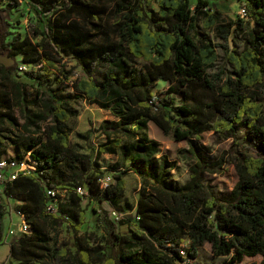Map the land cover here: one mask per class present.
Instances as JSON below:
<instances>
[{
  "label": "trees",
  "instance_id": "trees-1",
  "mask_svg": "<svg viewBox=\"0 0 264 264\" xmlns=\"http://www.w3.org/2000/svg\"><path fill=\"white\" fill-rule=\"evenodd\" d=\"M20 1L34 15L24 36L11 32L7 16ZM194 1L0 0V55L15 60L0 65V159L28 156L34 166L0 184V244L9 199L31 228L10 237L11 264H186L204 244L213 256L228 257L222 264L256 255L264 264V0L243 2L246 19H224L210 0ZM70 12L78 16L65 20ZM201 28L224 42L219 67L217 45ZM19 63L30 67L25 79ZM158 81L169 98L154 96ZM79 100L112 116L84 132L88 152L72 142L67 124L77 116L71 102ZM149 122L186 142L177 149L187 164L184 183L168 181L177 161L149 137ZM209 129L233 140L213 158L199 142ZM93 131L105 140L94 145ZM103 153H117L121 162L106 187L99 182ZM227 160L237 181L219 195L207 175L221 173ZM130 171L140 179L136 203L116 208ZM49 189L65 191L50 196ZM84 198L127 212L115 221L98 207L103 238L94 244L81 231ZM53 201L55 214L46 211ZM63 222L74 251L52 233ZM124 223L128 234L116 230Z\"/></svg>",
  "mask_w": 264,
  "mask_h": 264
},
{
  "label": "rangeland",
  "instance_id": "rangeland-1",
  "mask_svg": "<svg viewBox=\"0 0 264 264\" xmlns=\"http://www.w3.org/2000/svg\"><path fill=\"white\" fill-rule=\"evenodd\" d=\"M245 0H210L211 6L215 7L217 10H219L221 16L225 18H237L238 16L244 17L243 19H246L245 16L240 15L239 9L243 6V2ZM195 1L192 0V4H194ZM8 21L10 24V30L13 33H20L22 36L30 34V24L34 22V15L31 11L30 5L26 1H20V4L16 7H14L12 10H10L7 13ZM78 15L74 12H70L68 16H65V20H68L70 18H75ZM112 20V17L106 18V24L107 26L110 24ZM201 25V22H200ZM202 31H205L206 34L210 37V39L217 45L216 52L218 54V60L216 61V65L219 67L223 62V52L221 45L224 44L223 40L218 38L217 35L211 30V29H204L201 28ZM109 32L111 33V30L109 28ZM240 45V40L235 38ZM98 40H101V37L98 38ZM232 45V42L228 41V47L230 48ZM4 56V55H2ZM13 59V58H12ZM17 62H19V58L16 59ZM68 61V68L75 66V61L73 59H67ZM15 60L13 59L14 64ZM20 64V63H19ZM27 66V65H26ZM30 67L27 66L28 70ZM25 71V70H24ZM79 68H75V72H78ZM21 79H25L23 72L17 73ZM43 79H50L53 80L54 75H43ZM53 83V81H52ZM54 86H61V84H58L54 81ZM167 87L165 86V83L163 81H158L155 88H154V96H160L163 98H169L171 94L166 93ZM71 89H66L64 91L65 94L71 93ZM179 100V97L177 98V101ZM71 105L74 109L77 110V116L70 121L67 122V124L71 128V140L72 142L77 145L82 151L88 152V148L85 145L84 139L82 138L84 132L89 129L93 128L95 130L99 123L102 120L105 119H112V117H107L106 111L100 109L95 104H90L84 100H79L76 102H71ZM159 129L153 125V123H149L147 133L150 138L155 140L160 148V152L166 154L170 159H175L177 161V168L172 170L168 174V181L172 182L173 184H182L187 180V164L185 161L180 159L177 155V149L186 147V142L184 140L181 141H175L172 139L169 135H164L162 131H158ZM240 134V133H239ZM97 134L93 131V144L97 145L99 142H102L105 140L104 136H100L97 138ZM232 138L220 133L215 132L212 129H209L207 131H204L201 134V138L199 142L205 146V155L207 157L213 158L218 155H220L222 152L229 150L230 146L232 145ZM108 155L107 153H103L101 156ZM1 158H7V154L3 153L1 155ZM115 159V158H114ZM113 158L109 156L108 158L104 157L100 159V165L107 166L105 163L108 162L109 166L108 169H105L104 174H110L118 167H121L120 159L116 163H111ZM129 163V160L126 164ZM125 164V165H126ZM124 164H122V167ZM207 178L210 179L212 184L215 187V190L217 194L219 195H226L230 192L233 185L237 181V173L234 167V164L231 163L229 160L224 165V169L219 174H213V175H207ZM127 189L125 192V196L118 199L115 207L118 208L121 206V203H125L128 206H133L135 204V196L137 195V189H138V181L137 179L129 175L127 176ZM12 206V205H11ZM81 206L86 208V220L85 224L81 228V231L85 234H90L89 236V243L94 244L96 241H101L103 238V228L101 223L99 222L98 216H97V210L98 207L107 208L109 205L107 202L101 203V205H98L97 201H90L88 202V198H84L81 201ZM10 206H7V210ZM13 209V208H12ZM119 210V209H118ZM135 209L132 210V213ZM121 224H117L116 230L119 233H122L121 231ZM8 229V223L4 219V231L5 234ZM53 235L57 238L58 242L67 241L68 242V248L71 251H74L75 247V240L74 235L72 231L69 229L66 222H63L59 227H56L52 230ZM10 237H8V240L6 239L4 243L0 244V264H11L12 260L9 256V240ZM185 246V245H184ZM227 256H221L216 257L213 256L210 247L208 244H204L199 250L196 258L188 260L186 264H222L224 260H226ZM239 264H262L261 263V256L256 255L253 257H245L242 262Z\"/></svg>",
  "mask_w": 264,
  "mask_h": 264
},
{
  "label": "built area",
  "instance_id": "built-area-1",
  "mask_svg": "<svg viewBox=\"0 0 264 264\" xmlns=\"http://www.w3.org/2000/svg\"><path fill=\"white\" fill-rule=\"evenodd\" d=\"M239 13L242 16L246 15V11L244 6H242L239 9ZM27 69V66L25 64L20 63L18 66V72H23ZM34 166L30 162L29 157L27 156L26 159H23L21 161H18L16 159H6L2 158L0 159V184H2L4 181H11L16 178V176L22 172V173H29L30 170H33ZM100 184L103 187L108 186L112 182V176L110 174H104L99 179ZM65 190H54L49 189L47 190V194L50 196H55L56 194L63 193ZM75 192L81 196L86 194V189L82 187H77L75 189ZM12 200L9 199V212L6 214L5 220L8 223V229L6 232V239L9 236H12L16 233H28L31 231L30 225L26 222L25 217L22 213L19 211L13 210V204L11 202ZM12 205V206H11ZM13 208V209H12ZM46 211L55 214L57 211V207L55 205V201L50 202L46 206ZM109 216L115 221H118L122 218V214L118 213L115 209L109 210ZM181 254H184L183 250H181Z\"/></svg>",
  "mask_w": 264,
  "mask_h": 264
},
{
  "label": "crops",
  "instance_id": "crops-1",
  "mask_svg": "<svg viewBox=\"0 0 264 264\" xmlns=\"http://www.w3.org/2000/svg\"><path fill=\"white\" fill-rule=\"evenodd\" d=\"M106 114H107V117H112L111 115H110V113L108 112V111H106ZM150 123V122H149ZM149 123H148V126H149ZM152 123V122H151ZM154 125V124H153ZM158 128V127H157ZM159 129V128H158ZM158 131H161L160 129L158 130ZM8 150V152H12V147H10V148H8L7 149ZM7 156H8V153H7ZM109 156H111L112 158H113V160H112V162L111 163H116L118 160H119V156H118V154L116 153V154H108V155H105V156H101L100 157V159H102V158H104V157H106V158H108ZM115 158V159H114ZM2 159V158H1ZM100 159H99V163H100ZM105 163L107 164V166H103V165H100V168L101 169H105V168H108V166H109V164H108V162H106L105 161ZM117 169H119V168H116V170ZM129 175H132V176H134L136 179H137V181H138V189H139V185H140V179H139V177L135 174V173H133V172H128V173H126V175L123 177V179L125 180V187H124V193H123V196H125V192H126V189H127V176H129ZM138 189H137V192H138ZM136 200H137V195L135 196V203H136ZM105 202H107L108 203V207L107 208H104L105 210H107V211H109V210H111V209H115V207L109 202V201H107V200H104ZM104 201H102V203L104 202ZM135 205V204H134ZM121 206H122V203H121ZM127 212H121L120 214H126ZM132 213V212H131ZM132 214H134V212L132 213ZM121 228V231H122V233L121 234H128L129 233V228H128V225L126 224V223H124V224H121V226H120ZM7 240H8V238H7Z\"/></svg>",
  "mask_w": 264,
  "mask_h": 264
},
{
  "label": "water",
  "instance_id": "water-1",
  "mask_svg": "<svg viewBox=\"0 0 264 264\" xmlns=\"http://www.w3.org/2000/svg\"><path fill=\"white\" fill-rule=\"evenodd\" d=\"M13 63V59L8 57V56H2L0 55V65H3V66H9V65H12Z\"/></svg>",
  "mask_w": 264,
  "mask_h": 264
}]
</instances>
